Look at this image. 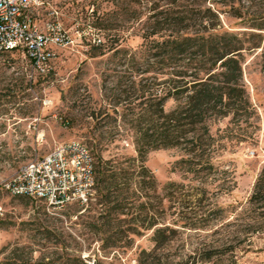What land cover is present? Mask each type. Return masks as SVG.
I'll use <instances>...</instances> for the list:
<instances>
[{
	"label": "rangeland",
	"instance_id": "1",
	"mask_svg": "<svg viewBox=\"0 0 264 264\" xmlns=\"http://www.w3.org/2000/svg\"><path fill=\"white\" fill-rule=\"evenodd\" d=\"M254 1L251 11L263 12L259 2L264 0ZM169 5V0H45L33 9L34 21L42 27L48 10H56L73 44L54 49L44 75L31 71L22 51L0 56V258L7 253H67L87 264H139V253L154 250L153 229L147 226L156 220L173 229L155 251L161 264H264V215L258 218L259 206L248 204L264 168V73L254 53L242 66L248 103L212 123L213 169L205 164L191 176L176 164L177 149L148 152L143 165L155 178L157 194L149 188V177H137L138 171L126 176L122 181L132 184L136 195L130 191L131 208L124 215L112 216L111 233L104 235L97 227L104 207L96 195L87 205L53 211L42 201L1 188L22 165L70 140L84 143L103 160L137 158L132 116L123 117L122 100L134 99L140 88L154 89L167 79L166 71L145 72L148 65L131 62L130 52L126 58L121 53L91 58L89 49L110 34L125 38L122 47L137 46L133 12L146 17ZM222 21L234 30L242 27L226 17ZM173 106L169 101L165 109ZM105 107L117 113L92 119V112ZM138 181L144 183L140 189ZM168 183L175 186L159 205ZM225 248L233 250L202 260V253Z\"/></svg>",
	"mask_w": 264,
	"mask_h": 264
},
{
	"label": "trees",
	"instance_id": "2",
	"mask_svg": "<svg viewBox=\"0 0 264 264\" xmlns=\"http://www.w3.org/2000/svg\"><path fill=\"white\" fill-rule=\"evenodd\" d=\"M169 3L166 8H154V12L146 17H142L140 12H133L140 39L137 46L122 47L125 38L110 34L104 43L89 49L91 58L109 53L113 56L121 53L126 58L130 52L131 62L148 65L145 72L164 70L168 76L154 89L140 88L134 99L122 100L123 117L132 116L136 159L103 160L100 155L95 157L88 148L94 157L96 199L99 198L98 204L104 207L99 213L97 227L104 235L112 232V216L124 215V210L131 208L132 184L122 181L126 176L135 175L138 171L137 177H149V188L157 194L155 178L143 165L148 152L177 149L180 158L176 164L184 166L191 176L204 170L205 164L213 169L217 150L211 148L214 138L211 126L217 117H226L248 103L241 79L242 66L250 54H256L264 73V11H251L254 0H169ZM259 4L264 6L262 2ZM223 17L235 20L242 27L234 30L236 27L223 23ZM169 101L174 106L166 110L165 104ZM116 113L117 109L105 107L90 116L97 120ZM141 183L143 181L136 183L139 189ZM173 186L174 183L167 184L165 191L168 193L158 202L159 205L163 200H169ZM248 204L259 206L258 218L264 215V168L255 179ZM140 205L145 208L144 203ZM104 226L108 229L105 230ZM147 229H153L154 250L152 253H139V264H161L155 251L163 248L167 240L164 238L173 229L156 220ZM232 250L208 251L202 253V260L209 262L214 254ZM187 263L188 260H185L177 264ZM0 264L87 263L80 256L67 253H39L37 257L34 253H7L0 258Z\"/></svg>",
	"mask_w": 264,
	"mask_h": 264
},
{
	"label": "built area",
	"instance_id": "3",
	"mask_svg": "<svg viewBox=\"0 0 264 264\" xmlns=\"http://www.w3.org/2000/svg\"><path fill=\"white\" fill-rule=\"evenodd\" d=\"M44 4L45 0H0V56L22 51L31 71L39 75L48 72L55 48L74 42L56 10H48L42 27L34 21L33 9ZM1 188L13 196L42 201L53 211L73 203L87 205L95 196L94 157L84 143L66 141L22 165ZM3 216L0 206V220Z\"/></svg>",
	"mask_w": 264,
	"mask_h": 264
}]
</instances>
